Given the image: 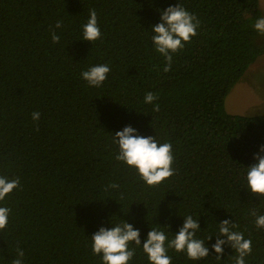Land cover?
Here are the masks:
<instances>
[{"label":"trees","instance_id":"obj_1","mask_svg":"<svg viewBox=\"0 0 264 264\" xmlns=\"http://www.w3.org/2000/svg\"><path fill=\"white\" fill-rule=\"evenodd\" d=\"M178 4L200 27L165 73L152 26ZM91 9L102 33L94 44L83 40ZM262 16L259 0H0V176L20 180L0 202L11 209L0 264H12L17 247L24 264H103L91 237L124 221L141 234L129 264H150L142 245L151 228L173 239L188 215L210 255L192 261L168 249L172 264H234L230 246L220 261L211 248L223 220L252 241L245 264H264V229L251 215H264V198L246 179L264 146V115L225 109L231 89L264 54V35L254 29ZM100 64L110 67L108 78L90 87L81 73ZM148 92L153 104L144 102ZM127 126L171 143L173 177L148 186L116 160L114 135Z\"/></svg>","mask_w":264,"mask_h":264},{"label":"clouds","instance_id":"obj_2","mask_svg":"<svg viewBox=\"0 0 264 264\" xmlns=\"http://www.w3.org/2000/svg\"><path fill=\"white\" fill-rule=\"evenodd\" d=\"M89 19L83 25V40L95 42L101 39L102 33L98 26V18L95 9L89 12ZM62 22H57L56 29L62 28ZM200 21L197 17L187 11L182 5L170 6L161 13V22L152 26V43L154 50L165 59L163 71L172 70L173 55L182 51L185 44L191 43L192 38L197 36ZM254 29L264 35V17L258 18ZM53 43H59L60 37L53 31L51 33ZM111 69L107 64L95 65L81 73L83 80L90 87H101L107 80ZM157 97L148 92L144 97L146 104H153ZM154 111L159 112L158 104L154 105ZM34 121L40 120V113L32 114ZM38 130V127H37ZM114 143L118 144L119 153L116 160L137 170L141 179L148 186H159L174 176V156L171 143H159L156 137H144L137 131L127 126L114 135ZM256 164L247 168V183L251 193L259 198H264V146L260 148V154L255 156ZM112 189H118V184H110ZM20 188L19 178L9 179L0 176V202ZM107 191V188L105 189ZM11 209L0 207V231L6 229L9 223ZM251 215L256 217L255 224L258 229H264V215H257L253 210ZM185 222L174 235L173 239L161 227L151 228L147 240L142 248L147 255L150 264H172L171 257L167 255L168 249H174L177 253H186L187 258L192 261L206 259L210 255V249L203 239L197 238L200 231L198 220L191 215L184 218ZM219 235L216 242L211 246L217 254L216 260L220 261L224 253L225 245L230 246L237 255L233 256L234 264H245L246 257L252 254V241L245 239L240 231H234L239 225L229 220H223L218 224ZM140 232L127 223L117 224L112 228L101 227L91 237L92 250L97 256L102 254L103 264H129L135 256V248H130L134 243L136 247L141 246ZM223 237V238H222ZM226 238V239H225ZM212 236L207 238L211 240ZM25 252L17 247L16 258L12 264H24Z\"/></svg>","mask_w":264,"mask_h":264},{"label":"rangeland","instance_id":"obj_3","mask_svg":"<svg viewBox=\"0 0 264 264\" xmlns=\"http://www.w3.org/2000/svg\"><path fill=\"white\" fill-rule=\"evenodd\" d=\"M264 17V0H259ZM229 114L241 116L264 115V54L243 74L225 98Z\"/></svg>","mask_w":264,"mask_h":264}]
</instances>
